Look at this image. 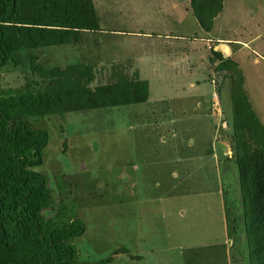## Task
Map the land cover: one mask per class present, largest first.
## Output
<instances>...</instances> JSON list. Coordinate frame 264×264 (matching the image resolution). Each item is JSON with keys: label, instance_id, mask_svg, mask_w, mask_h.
<instances>
[{"label": "rangeland", "instance_id": "obj_1", "mask_svg": "<svg viewBox=\"0 0 264 264\" xmlns=\"http://www.w3.org/2000/svg\"><path fill=\"white\" fill-rule=\"evenodd\" d=\"M93 2L99 19L97 32L81 34L75 45L19 52L18 65L9 63L0 72V92L34 86L38 81L35 68L80 63L95 65V84L106 83L116 64L131 73L138 72L148 82L149 97L142 104L28 119L32 130L48 134L42 165L35 169L43 176L48 192V202L39 213L43 231L79 219L85 232L69 242L76 251L73 264H99L107 258H112L108 264H115L114 253L124 242L117 235L122 233L116 221L117 192L123 183L130 189L132 177L139 173L138 145L150 144L157 151V144L180 143L188 154L178 157L183 164V159L191 156L206 157L209 147L215 152L227 130L228 155L234 162L230 95L210 64L211 48L218 42L231 48L230 61L237 65L243 90L264 125V0H223V9L209 32L199 26L189 0ZM170 116L174 117L173 124H169ZM220 159L223 180L224 160L222 156ZM158 161L152 158L148 167L151 173L158 172ZM179 163L169 167L176 168ZM233 166L238 175L235 163ZM174 172L169 184L176 186L181 174ZM235 189L232 184L225 196L226 208L234 200ZM194 200L198 199H188V203L181 199L180 217L189 219L191 210L186 205ZM150 205L157 206L155 199ZM153 224L151 246L173 241H162L163 233ZM187 240L181 244L185 255L190 242H194ZM213 249L225 264L223 248ZM236 249L231 250L230 264L241 260V251ZM197 251L202 256L210 252L205 248ZM243 256L242 264H250L248 255Z\"/></svg>", "mask_w": 264, "mask_h": 264}, {"label": "trees", "instance_id": "obj_2", "mask_svg": "<svg viewBox=\"0 0 264 264\" xmlns=\"http://www.w3.org/2000/svg\"><path fill=\"white\" fill-rule=\"evenodd\" d=\"M189 8L209 32L223 0H189ZM98 30L93 0H0V72L9 63L18 65L19 52L75 45L81 34ZM211 52L210 64L217 63L232 109L239 200L228 204L227 215L234 249L248 255L250 264H264V125L243 90L237 65ZM33 73L34 86L0 92V264H73L76 251L69 242L82 236L85 226L74 219L43 231L39 213L48 192L35 169L42 165L48 134L32 130L28 119L142 104L149 97L148 82L118 64L104 84H95L93 64L35 68ZM119 252L126 251L114 255Z\"/></svg>", "mask_w": 264, "mask_h": 264}, {"label": "crops", "instance_id": "obj_3", "mask_svg": "<svg viewBox=\"0 0 264 264\" xmlns=\"http://www.w3.org/2000/svg\"><path fill=\"white\" fill-rule=\"evenodd\" d=\"M208 47L210 48V45ZM211 49L221 53L226 59H231L233 55L231 48L221 41ZM216 64H211V68L213 69ZM168 121L169 124H173L174 117L170 116ZM226 134L227 130L221 137L219 145L216 146L215 152H212L209 147L206 157L191 156L183 159L185 161L183 164L179 163L178 157L180 155L188 157V154L180 143L157 144V151H154L150 144L138 145L139 173L132 177L130 189H126L122 182L123 185L117 192L116 221L122 232L117 235L124 239L120 250L126 252L115 255V264H188V261L191 264L203 262L221 264L218 260V250H214L213 247H222L225 264H230L234 242L229 228L225 196L227 197L230 186L233 184L236 188L234 200H237L239 186L234 162L229 156L231 150ZM220 156L224 160L223 180L219 174ZM152 158L159 160L160 168L156 173L148 170V167L152 165ZM174 162L179 165L171 169L169 166H172ZM180 168H182L181 171ZM174 171L181 174V179L177 180L179 183L176 186L169 184L170 179H174L172 176L176 173ZM152 199H155L157 204L155 208L150 205ZM181 199L184 202L188 199H198L200 203L197 206V201L194 200L186 205L191 210L189 219L180 217L178 214ZM151 224L163 233L162 241H166L165 239L173 241L169 240L167 245L159 247L151 246L149 241ZM141 230H144L142 234H140ZM240 236L242 241L244 236ZM187 239L194 242H190L191 244L187 247L188 255H185L181 244L188 241ZM140 245H145V248H139ZM204 248L209 249L210 252L206 256L198 255L197 250ZM213 251H216L215 255L212 254ZM242 256L237 264H242L244 257Z\"/></svg>", "mask_w": 264, "mask_h": 264}, {"label": "built area", "instance_id": "obj_4", "mask_svg": "<svg viewBox=\"0 0 264 264\" xmlns=\"http://www.w3.org/2000/svg\"><path fill=\"white\" fill-rule=\"evenodd\" d=\"M223 127H225V124L223 123Z\"/></svg>", "mask_w": 264, "mask_h": 264}]
</instances>
